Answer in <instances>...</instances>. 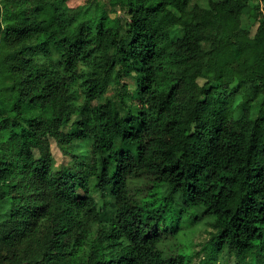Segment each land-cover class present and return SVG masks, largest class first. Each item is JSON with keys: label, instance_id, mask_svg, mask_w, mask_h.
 <instances>
[{"label": "trees", "instance_id": "1", "mask_svg": "<svg viewBox=\"0 0 264 264\" xmlns=\"http://www.w3.org/2000/svg\"><path fill=\"white\" fill-rule=\"evenodd\" d=\"M207 1L0 0V264H264V0Z\"/></svg>", "mask_w": 264, "mask_h": 264}, {"label": "rangeland", "instance_id": "2", "mask_svg": "<svg viewBox=\"0 0 264 264\" xmlns=\"http://www.w3.org/2000/svg\"><path fill=\"white\" fill-rule=\"evenodd\" d=\"M87 0H71V5L78 6L79 4H82L86 2ZM195 3H200L201 5H207V0H190V6H193ZM104 8L108 11L109 15L111 17L121 16L124 20L126 19V15L123 11V9L118 6L116 3H108L104 4ZM252 18L249 16H244L243 18V25L248 27L251 22ZM256 25L251 27V34L255 32ZM126 81L129 82L131 85V88H134L135 82L132 77H126ZM206 81L205 78H199V82L202 84ZM237 84V83H234ZM113 90L110 88L108 95H111ZM257 112V105L254 104L253 106V113L256 115ZM64 130L71 131L70 126H64ZM51 146L52 151L54 153V156L56 158L57 164H61L63 162L69 161V156L65 155L57 142L54 139H51ZM96 197L99 199L100 203H104L102 197L99 195V193H96ZM113 209L109 208V211L111 212ZM214 230V227L209 223L208 220H203L199 224H194L189 227H186L184 231L181 232L180 238L177 240L182 244L184 247L190 248L191 251H199L201 250L203 244L211 237V233ZM195 260L197 261L198 258L195 257Z\"/></svg>", "mask_w": 264, "mask_h": 264}, {"label": "water", "instance_id": "3", "mask_svg": "<svg viewBox=\"0 0 264 264\" xmlns=\"http://www.w3.org/2000/svg\"><path fill=\"white\" fill-rule=\"evenodd\" d=\"M1 27H2V26H1V16H0V32H1Z\"/></svg>", "mask_w": 264, "mask_h": 264}]
</instances>
